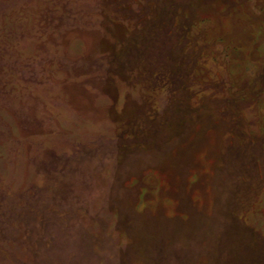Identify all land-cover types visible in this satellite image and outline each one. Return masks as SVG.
Segmentation results:
<instances>
[{
  "label": "rangeland",
  "instance_id": "374dc122",
  "mask_svg": "<svg viewBox=\"0 0 264 264\" xmlns=\"http://www.w3.org/2000/svg\"><path fill=\"white\" fill-rule=\"evenodd\" d=\"M0 264H264V0H0Z\"/></svg>",
  "mask_w": 264,
  "mask_h": 264
}]
</instances>
